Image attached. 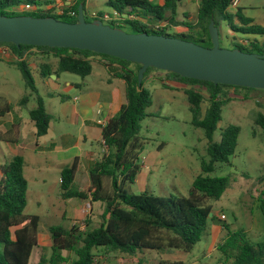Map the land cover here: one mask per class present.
Returning a JSON list of instances; mask_svg holds the SVG:
<instances>
[{"label": "trees", "instance_id": "obj_1", "mask_svg": "<svg viewBox=\"0 0 264 264\" xmlns=\"http://www.w3.org/2000/svg\"><path fill=\"white\" fill-rule=\"evenodd\" d=\"M85 1L73 0L71 6L54 15L53 7L45 9L53 4L52 0H0V16L52 17L61 22L75 23L78 7L80 4L84 6ZM179 1L165 0L161 4H153L148 0H108L107 5L111 10L119 15L131 16L132 19L121 21L119 24L102 22L113 25V28L129 26L131 33L166 37H171L167 34L166 26L180 24L185 28V32L181 33L178 39L211 48L208 25L212 19L216 27L215 17L218 14L223 21H227L232 32L253 37L252 40H243L248 46L236 44L234 49L260 55L264 53V20L262 25H256L243 18L240 11H237L234 13V19H237L239 24L236 25L234 19L227 14V9L231 8V0H200L196 21L181 24L176 21ZM20 7H28L29 10L17 13L16 10L19 11ZM163 23L165 26L162 29L154 30L155 24ZM0 47L9 49L15 59L13 63L21 72L29 90V94L20 101L19 106L25 107L30 102L34 103L28 111V118L34 126L36 137L47 134L51 116L45 109L44 100L39 95L27 63V57L32 55L31 51L42 57L38 67L43 78L68 73L84 79L92 73V58L98 56L103 59L104 66L108 63L119 65V70L113 76L122 80L125 86L124 103L102 128L101 137L106 153L94 162L89 170V188L79 189L74 184L77 159L61 172L60 197L89 201L91 209L93 205L100 204L102 212L99 214V222L93 226L92 219L87 216L85 226L81 230L77 226H50L47 229L50 240L49 255L41 248L35 264H98L95 262L96 254L135 258L142 250H153L160 254L171 250L192 252L195 245L201 241L208 220H214V217L209 218L212 202L220 200L230 185L229 177H215L211 174L215 171L216 164L229 163L240 135L239 127L230 126L222 131L219 142H214V133L225 103L219 100V96L222 88L242 87L215 86L209 82L181 78L166 72L184 85L192 116L191 124L201 129L207 140V159L200 160V174L192 181L186 197H159L146 193L136 195L132 194L128 187L135 183L140 172V124L150 106L149 94L143 88V81L140 86L137 84L140 65L85 50L22 45L16 47L6 43H0ZM246 47H249V50H244ZM51 58H56L55 66L48 65V62L51 64ZM150 70L156 69L149 68L145 74ZM188 86L191 88L187 89ZM203 91L206 92L209 106L202 115L201 105L205 99ZM1 103L0 116L13 108L5 99L1 98ZM254 126L264 133V113H259L254 118ZM252 135L256 137V132ZM0 141L16 143L17 132L12 130L0 133ZM23 168L24 160L20 156H11L0 165V264H29L32 251L39 247V217L25 214L28 186L23 176ZM258 209L264 216V190L258 198ZM217 250L230 264H264L261 257L264 252V239L252 245L241 229L228 233ZM159 264L182 263L160 261Z\"/></svg>", "mask_w": 264, "mask_h": 264}, {"label": "rangeland", "instance_id": "obj_2", "mask_svg": "<svg viewBox=\"0 0 264 264\" xmlns=\"http://www.w3.org/2000/svg\"><path fill=\"white\" fill-rule=\"evenodd\" d=\"M107 1L89 0L88 10L83 12L85 20L93 21L90 16L92 11L98 14L110 13L111 9ZM199 1L180 0L176 21L181 24L194 23ZM149 2L157 4L156 0ZM247 3H251L252 7L247 9L245 6ZM263 7L264 0H239L237 7L227 9V14L234 19V13L240 11L243 15H251L255 21H258L264 15ZM53 10L55 15L56 8ZM21 11L16 10L17 13H22ZM57 12L59 13L60 10ZM215 19L220 48L232 50L236 44L248 46L243 40L253 39L252 36L232 32L227 21H223L218 14ZM103 24L109 25L105 22ZM109 26L113 27V25ZM166 27L167 34L172 38H180V34L185 32V28L180 24ZM119 29L126 33L132 32L126 25L120 26ZM244 50H249V47ZM30 53L32 55L27 57V63L32 78L39 95L45 101L46 110L51 115L57 116L58 110L62 108L63 103L60 100L62 96H79L80 90L75 87L69 88L70 83L106 88L105 85H100L105 83L106 78H111L108 71L101 70L98 66L97 61L103 59L94 56L92 58L94 74L82 79L76 75L61 73L57 80L51 78L52 80L48 81L40 75L38 66L42 62V57L35 55L34 51ZM14 60L13 57L0 54V105L2 98L10 102L15 110L24 111L19 107V103L27 97L29 90L21 72L13 63ZM50 62L51 64L48 62L49 66H55L57 60L51 58ZM99 70L104 77L103 82L96 75ZM142 81L143 88L149 94L150 106L146 109V117L140 124L139 136L142 139V151L139 155L140 172L136 183L130 185L128 189L136 195L146 193L159 197H186L192 181L200 174V160L207 159V140L203 131L191 124L192 116L184 93L185 89H182L183 84L178 79L166 72L150 70ZM203 92L205 99L201 105L202 115L209 106L206 92ZM219 100L225 103L214 133V142H219L222 131L230 126L239 127L240 135L229 163L216 164L215 171L211 174L215 177H229L230 185L220 200L212 202L211 215L214 220H208L201 241L190 253L171 250L160 254L153 250H142L135 258L123 257L126 261L121 260L120 263L117 261L120 257H113L97 259L99 264H159L160 261L182 264H230V261H226L217 250L228 233L241 229L252 245L264 239V216L258 209V198L264 190V133L254 126V118L259 113H264V90L222 88ZM32 104L30 102L27 108H31ZM254 131L256 137L252 135ZM161 144L162 147L159 148ZM58 178L61 176L59 175ZM60 192L61 186L57 183L38 188L37 195L40 200L38 207L28 198L25 214L39 215V240L42 246L48 247L45 237L49 236L47 229L50 226L59 225L67 228L66 221L47 217V210L52 204L50 198H56ZM99 206L101 205L95 204L91 209L89 201L84 203L83 218L77 224L80 230L84 228L87 216L92 219L93 226L97 225L99 214L102 212ZM85 208L87 213L84 211ZM43 249H45L44 253L49 255L50 250L44 247ZM38 251L37 249L32 251L29 264L37 262ZM261 257L264 261V252Z\"/></svg>", "mask_w": 264, "mask_h": 264}, {"label": "crops", "instance_id": "obj_3", "mask_svg": "<svg viewBox=\"0 0 264 264\" xmlns=\"http://www.w3.org/2000/svg\"><path fill=\"white\" fill-rule=\"evenodd\" d=\"M52 1L53 4L48 5L45 9L56 8V14H60L63 9L73 4V0ZM245 6L248 9L252 7V4L247 3ZM88 7L89 0H86L83 6L84 12L88 10ZM19 10L24 11L25 8L20 7ZM57 10H60V12L58 13ZM93 14L97 13L90 12L91 17ZM241 15L243 18L251 20L253 24H263L264 15L258 21H255L251 15H243L242 13ZM234 24L238 25L239 21L234 19ZM97 62L101 70L110 73L111 78H106L105 83L100 85H105L106 88L70 83L68 87L77 88L80 90V94L72 97L62 96L60 100L63 104H61L62 108L58 110L57 116L51 115L46 110L51 116L46 135L42 137L35 136L34 126L28 118V111L34 106L33 102L32 107L29 109L27 106L22 107L25 112L12 108L11 111L0 116V133L11 132L12 130L17 132L16 143L0 141V165L11 156H20L24 160L23 176L29 188L27 189L26 208L28 198L37 207L39 206L38 188L52 184L56 185V183L59 186L61 185V178H58V176H61L62 170L69 166L74 159L78 160V167L74 177L75 186L83 190L88 189L90 186L89 170L92 164L105 154L101 145L102 128L98 122L101 120L108 121L119 111L125 101L124 82L113 76L119 70V65L108 63L104 66V61L98 60ZM92 74H94V68L90 75ZM96 75L100 81H104L100 70ZM51 78L57 80L58 77L50 75L44 79L51 81ZM183 86L182 89H184ZM27 123L31 124V126H27ZM50 201L52 204L47 210V217L66 221L68 223L67 228L77 226L78 222L83 218V206L86 201L77 198L62 199L60 193L56 198H50ZM45 238L48 247L42 246L38 233L39 247L37 250H39V254L43 247L50 250L49 236ZM105 258L112 259L113 257L105 254H96L95 262L98 263L97 259L102 260ZM121 260L126 261L122 257L117 258L119 263Z\"/></svg>", "mask_w": 264, "mask_h": 264}, {"label": "water", "instance_id": "obj_4", "mask_svg": "<svg viewBox=\"0 0 264 264\" xmlns=\"http://www.w3.org/2000/svg\"><path fill=\"white\" fill-rule=\"evenodd\" d=\"M208 33L211 48L163 35L126 33L98 19L87 22L82 4L75 23L52 17L0 16V43L85 50L138 64V86L147 69L154 68L215 86L264 90V53L220 48L218 30L212 19Z\"/></svg>", "mask_w": 264, "mask_h": 264}, {"label": "built area", "instance_id": "obj_5", "mask_svg": "<svg viewBox=\"0 0 264 264\" xmlns=\"http://www.w3.org/2000/svg\"><path fill=\"white\" fill-rule=\"evenodd\" d=\"M148 1H154V0H148ZM156 1H157L158 4H161L165 0H156ZM238 3H239V0H231V7H233V8L237 7ZM24 8H25V10H29L28 7H24ZM92 17L100 20L101 22L105 21V22H111V23H115V24H119V22L127 20V19H132L131 16L119 15V13L114 11V10H111L110 13L107 12V13H103V14H98V13L97 14H93ZM164 26H165L164 23L163 24H155L153 26V28H154V30H159V29H162ZM0 54L12 57L9 49L6 48V47H1L0 48ZM98 123L100 124L101 128H103L106 125L107 121H102L101 120ZM101 145H102V148H103L104 152L106 153V148L104 147V141L103 140H101ZM84 211H85V213H87L86 212V208H85Z\"/></svg>", "mask_w": 264, "mask_h": 264}, {"label": "flooded vegetation", "instance_id": "obj_6", "mask_svg": "<svg viewBox=\"0 0 264 264\" xmlns=\"http://www.w3.org/2000/svg\"><path fill=\"white\" fill-rule=\"evenodd\" d=\"M257 55H260V54H257Z\"/></svg>", "mask_w": 264, "mask_h": 264}]
</instances>
